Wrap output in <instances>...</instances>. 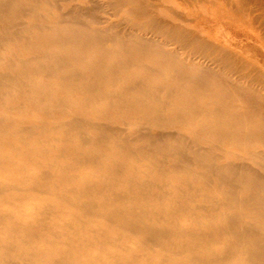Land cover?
Here are the masks:
<instances>
[{
  "label": "rangeland",
  "instance_id": "1",
  "mask_svg": "<svg viewBox=\"0 0 264 264\" xmlns=\"http://www.w3.org/2000/svg\"><path fill=\"white\" fill-rule=\"evenodd\" d=\"M26 1L32 11L19 17L21 24L0 28V73L12 72L24 80L19 88L12 82L0 85V264H198L145 243L142 233H123L107 219L92 217L74 203L79 196L109 197L115 189L137 191L138 200L128 201L130 204L155 206L157 212L151 221L162 217L164 227L178 224L202 230L218 238L211 242L214 249L232 244L235 240L229 232L219 233L213 223L232 211L252 213L249 203L237 206V197L246 199L248 190L232 196L227 202L232 203L229 208L221 201L231 197V185L214 178L213 183L197 179L195 174L208 169L194 162L188 166L176 164L177 153L165 163L147 155L140 150L142 140L131 131L151 124V130L142 131H170L189 143L199 137V145L213 146L209 153L221 163H243L264 175V138L262 145L255 138L245 141L244 135L234 132L243 121L242 113L227 125L228 100L210 96L213 91L202 88L204 83L173 76L178 65H172L171 58H189L194 43L185 50L178 48L172 57L165 49L174 51L181 42L158 32L180 25L208 41L211 39L206 32L218 27L222 42L230 40L235 50L245 47L247 53L242 52L249 58L255 51H250V46L255 45L262 52L258 56L261 59L264 37L260 39L257 32L264 28L251 23L260 8L250 11L259 0ZM136 6L140 7L137 11ZM140 9H147L150 16L165 23L158 31L150 30V16L143 17ZM262 10L257 14L264 13ZM200 20L202 23H198ZM248 32L253 38L247 36ZM150 40L155 43L150 44ZM194 57L195 61L206 60L197 53ZM191 86V91L186 88ZM200 103L214 111L196 114V108L205 106ZM237 107L248 110L243 104ZM159 109V116L166 118L163 125L154 120ZM148 110L153 112L146 113ZM186 110L190 113L182 117L180 112ZM262 120L252 119V123L263 124ZM203 121L224 130L207 135L212 126L202 130L198 124ZM77 123L86 128L90 141L84 142L77 129L69 127ZM116 130L133 138L126 143L113 138L100 141L102 135H112ZM228 130L231 138L222 139ZM123 144L127 147L120 150ZM86 155L97 160H87ZM134 175L146 181L145 186L130 185L127 179ZM91 177L120 183L87 190L84 181ZM147 190L155 194L146 195ZM215 201L220 203L214 207ZM164 207L176 212L169 217ZM245 244L240 242L233 250L249 249ZM238 260L231 255L224 263Z\"/></svg>",
  "mask_w": 264,
  "mask_h": 264
},
{
  "label": "bare ground",
  "instance_id": "2",
  "mask_svg": "<svg viewBox=\"0 0 264 264\" xmlns=\"http://www.w3.org/2000/svg\"><path fill=\"white\" fill-rule=\"evenodd\" d=\"M245 1L247 3L248 0H244L243 3H245ZM258 3L259 5H257L255 9L252 8L250 10L252 13L259 8V12H263L262 9H264V0H259ZM28 4L29 2L26 0H0V28L7 29L20 25L21 22L18 21L19 17L27 13L30 14L32 11V8ZM136 7H134V10L137 11V9L140 7ZM146 10L140 9L138 12L143 17H147L149 13ZM251 12H249V14H252ZM257 13L252 16V19H254L253 21L251 20L252 26L254 27L253 24L257 23V26H260V28L262 27L263 29L264 13ZM149 22V28L152 31H158L161 23H165L161 19L154 16H150ZM198 23H202V21L200 20ZM16 32L18 33V31ZM158 32H161V35H168L171 37L175 36L178 38V41L181 42L179 47H176L174 51H166L165 49V52H168V54L172 57L176 56L178 48L185 50L188 49L189 45L194 43V48L196 50L194 49V51L192 50L189 53V58H184L181 61H177L175 57L171 58L173 59L171 60L172 65H178V69H174L173 76L180 77L183 80L193 82L195 84L204 83L202 88L208 87L213 91L210 96L215 95L216 98L220 97L223 101L228 100L227 107L229 118H227L226 124L228 125L230 119L234 120L242 113L240 118H243V121L234 129L235 134L238 133L244 135L245 141H252L255 138L260 144L263 145L264 123H252V119L261 121L262 118H264V69H262L264 62L261 61L264 58V53L262 54L263 58L261 57V59H259L260 57L258 56H261L262 52L259 51V55L257 49L254 48L255 45L250 46L252 47L251 50L249 48L250 51L255 50L254 52L252 51V53L256 60H252L255 58H253L252 55L250 56L252 58L246 56L248 55L246 54L248 49L245 51V47L244 49L241 47V49L246 53H243L241 50L232 49L230 45L233 46V44H231L232 42H230V40L229 43L228 41L225 43L222 42L220 38L222 30H220L218 27L211 32L210 30L209 32H206L208 33L207 37L211 39L208 40L209 42L204 40L205 38L200 35H194L192 30L180 25L172 27L170 30L162 29ZM258 32V37L260 39L263 38L264 31H262L263 33ZM240 33L242 32L240 31ZM248 33L250 35L247 36H249V38H253L250 37L252 33ZM132 34L134 36L136 35V33L133 32ZM141 36L144 37L143 35ZM122 39H119V41L124 42V39ZM0 40H2L1 37ZM149 43L154 44L155 42L150 40ZM247 45L244 44V46ZM238 47H240V45ZM216 50L223 51V54H215L214 52ZM259 50H261V48ZM196 53L203 55L206 60L195 61L194 59H196V57H194V54ZM212 65L218 67L219 69L223 68V72L221 70L216 71L214 68H212ZM189 70H194L198 74L192 75ZM74 72L76 71L73 70L72 74L76 76ZM233 75H235L234 78H232ZM221 79H225L227 83H223ZM11 82L16 83L17 88L20 87L21 83L24 85L23 77L14 75L12 72H10V74L3 72L0 73V85L4 83L10 84ZM186 88L188 90L193 89L192 86ZM240 104L246 106L248 110H238L237 106H240ZM200 105L205 106L196 109L194 108L195 111L194 109L192 111H194L196 114H209L214 111L213 107L211 106L201 103ZM159 111L160 109L155 110V114H157L156 119L154 120H157L160 125H163L166 122V118H164L165 116H162L161 114L159 116ZM151 112H153V110L146 111V113ZM185 112H180L182 117H185L184 115L190 113L188 110ZM80 125L81 124L78 123L70 124L69 127L71 129H77L80 135H82L84 142L90 141V137L87 135L88 132L86 128L81 127ZM150 125L151 124L138 126L134 129V131H131L132 135L139 137V139L142 140L143 143L140 147V150L144 151L147 155L157 157L162 163H165V161H167L171 155L177 153L179 154V158L177 159L176 164L188 166L194 162L199 168H201V166H205L208 171L197 173L194 175V177L204 181L205 183H213L214 178L220 184L231 185V189L229 190L231 197L226 196L223 201H221L227 204L229 208L232 206V203L227 202L232 198V196L238 194L240 191H242V189L246 188L248 190V196L246 199L237 197V206L242 207L249 203V208L252 213L242 212L241 210L232 211L217 217L213 223V226L219 233L229 232V235L233 237L235 241H233V243L229 246L226 244L222 250H218L212 248L211 245V242L218 238H212L202 230L196 231L192 226L183 228L178 224H174L171 227H164L161 224L163 220L162 217H157L151 221L152 215L157 212L155 206L150 203H140L137 205L128 203V201L131 200H138L140 195L137 191L129 193L115 189L112 190L109 197H102L100 195H94L93 197L79 196L76 200H74V203L78 206V208L82 212L87 213L92 217H103L107 219L110 225L118 227L123 233H142L141 235L143 236L145 243L155 245L163 251L167 250L168 252H166V254L168 255L176 254L175 256H177L180 260L195 261L198 264H225V259L231 255H235L236 257L240 258L241 261L238 260L232 264H264V175L252 171L250 167L243 163H221L218 161V157L216 155L209 153L210 147L214 148L213 146L202 147L199 145V137H197L193 143H189V141L184 140L183 136L177 137L170 131L144 133L142 131L143 129H152ZM198 126L202 130H205L206 127L209 128L212 126L211 131H209V133L207 132V135L210 136L219 134V131L222 132L224 130V128L216 129L212 122L209 121H203L199 123ZM230 132L231 130H228L227 135H224V138L222 139L231 138ZM131 134L124 136L116 130L112 135H102L99 139L100 141L105 142L110 138H113L116 141L124 140L126 143L133 138ZM126 147L127 146H124L123 144L120 150H124ZM85 158L87 160L91 159L92 161L97 160L96 156L92 155H86ZM128 180L129 184L133 186L138 184L140 187H143L146 184V181L140 180L136 175H134V177L131 176L127 179V181ZM84 183L85 188L89 190L93 188L97 189L99 186L106 188H109V186L116 187L120 182L117 180L106 181L93 179V177H91L86 179ZM144 192H146V195L155 194L154 190H147ZM219 203V201H215L213 203L214 207ZM162 209L167 210L169 208L164 207ZM167 211L169 212V217L176 212L172 209ZM188 236L191 237L192 240L190 239L188 241H183L181 238ZM175 237H179L180 239L176 240ZM240 242L247 243L245 245L250 248L244 251L237 249V251L233 250V246H237V244ZM172 247L175 248V251L172 249Z\"/></svg>",
  "mask_w": 264,
  "mask_h": 264
}]
</instances>
